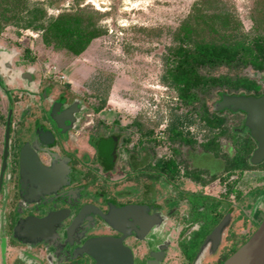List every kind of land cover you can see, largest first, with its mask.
I'll return each mask as SVG.
<instances>
[{
  "label": "flooded vegetation",
  "instance_id": "1",
  "mask_svg": "<svg viewBox=\"0 0 264 264\" xmlns=\"http://www.w3.org/2000/svg\"><path fill=\"white\" fill-rule=\"evenodd\" d=\"M13 56L0 47V264H52L51 258L53 264H77L80 259L95 264L85 254L75 260L70 256L86 240L102 237L122 238L133 264H192L226 216L229 221L216 252L224 239L225 250L216 261L223 263L241 247L232 253L226 249L235 199L264 187V159L256 164L247 160L232 170L224 166L244 143L253 151L257 147L243 112L211 111L222 124L208 128L201 143L192 114L190 130H182L191 143L169 142L170 149L159 153V146L151 144L150 119L137 114L125 126L119 119L111 126L95 125L87 121L82 100L66 83L55 93L51 77L38 81L37 68L21 69ZM254 79L257 90L226 94L261 97L264 71ZM161 139L165 144L167 137L155 141ZM205 143L211 148L204 149ZM246 178L248 185L242 182ZM220 201L231 207L217 205ZM255 212L264 213L263 202ZM55 213L60 220L53 224L54 236L34 233L33 222ZM204 214L211 221L199 220ZM254 227L251 221L240 236ZM209 249L200 264L215 262L216 252Z\"/></svg>",
  "mask_w": 264,
  "mask_h": 264
},
{
  "label": "rangeland",
  "instance_id": "2",
  "mask_svg": "<svg viewBox=\"0 0 264 264\" xmlns=\"http://www.w3.org/2000/svg\"><path fill=\"white\" fill-rule=\"evenodd\" d=\"M19 1L23 4L20 9L6 12L4 3L7 2L0 0V47L14 52L13 61L20 65L21 69L30 66L37 68L38 81L42 76L51 77L56 85H52L51 90L54 89L55 93L63 83H66L67 88L82 100L88 115L87 121H93L95 125L102 123L111 126L114 119H119L125 126L135 115L141 114L150 119L153 138L166 139L167 134L163 128L171 121L172 114L184 117L186 111L190 109L178 100L174 90L166 86L162 77L166 68V53L175 43L174 34L188 19L191 8L197 0ZM225 1L234 8L243 31L254 38L255 32L250 18L253 0ZM76 8H89L98 12L102 30V34L92 40L77 57H70L64 50L44 45L41 38L42 31L24 27L27 21L35 20L33 17L35 14H42L39 22L47 25L60 13ZM210 74L214 77L228 75L255 78L256 76L250 68L229 69L224 66L215 68ZM59 76H64L66 80L61 82ZM225 89L217 87L202 92L194 106L204 103L209 111H213V105L219 99V92ZM103 101H105L103 108L96 112V108ZM193 120L195 125L192 128L194 132L197 130L196 137L201 143L208 128L200 120L199 114L193 115ZM235 120L237 119L231 120V125ZM190 125L191 123L185 120L183 131L190 130ZM161 141L164 140L161 139L158 143L157 151L159 153L168 151L170 148L167 139L165 144ZM164 146L167 148L165 149ZM219 164L222 167L223 163ZM242 182L248 185L250 178L243 179ZM261 202L264 203V187L247 196L237 195L235 199L237 209L229 228L230 238L226 245V249L230 248V252L238 245L242 246L257 229L264 213H256L255 207ZM218 204L227 207L231 205L226 201H220ZM201 219L211 221L207 214L202 215L199 220ZM251 221L255 222V227L250 234L241 237L240 231L247 228ZM201 237L202 232L199 238ZM224 244L225 239L216 252L215 262L208 264H222L220 260H216L225 250ZM171 253L174 254L173 249ZM51 259L53 264V258ZM169 261L172 263V257ZM78 262L77 264H87L81 259Z\"/></svg>",
  "mask_w": 264,
  "mask_h": 264
},
{
  "label": "trees",
  "instance_id": "3",
  "mask_svg": "<svg viewBox=\"0 0 264 264\" xmlns=\"http://www.w3.org/2000/svg\"><path fill=\"white\" fill-rule=\"evenodd\" d=\"M5 1L6 12H15L23 5L19 0ZM226 3L228 2L225 0H197L188 19L174 34V45L168 48L162 80L174 90L184 106L190 107L184 117L172 114L166 132L168 142L191 143L183 133L182 126L185 120L192 122V114H199L207 128L221 127L220 117L211 114L204 103L194 106L202 92L211 88H226L219 92L221 97L230 91L258 89L254 77H214L210 74L221 66L229 69L250 68L256 76L264 71V0L252 1L250 18L254 38L243 31L234 8ZM33 17L35 20L27 21L24 27L42 31L44 45L64 50L70 57L79 56L92 40L102 34L100 15L89 8L64 11L47 25L39 22L42 14H35ZM104 103L105 101L96 108V112L103 108ZM150 137L151 144L158 145L160 141L153 138V128L150 130ZM244 144L239 154L226 162L227 169L240 168V163L250 160L253 147L250 143ZM202 146L206 150L211 148L210 143ZM166 167L170 168L168 165Z\"/></svg>",
  "mask_w": 264,
  "mask_h": 264
},
{
  "label": "water",
  "instance_id": "4",
  "mask_svg": "<svg viewBox=\"0 0 264 264\" xmlns=\"http://www.w3.org/2000/svg\"><path fill=\"white\" fill-rule=\"evenodd\" d=\"M229 110L231 112H243L246 115L245 126L248 127L250 136L256 142V149L252 152L250 163L256 164L264 159V95L259 98L245 95L222 94L220 100L213 105V111ZM128 211V210H126ZM83 215L80 213L78 218ZM78 218L76 220H78ZM60 215L55 213L47 219L33 222L34 233L41 234L44 238L54 236L53 224L58 223ZM74 221V223L76 222ZM108 223L117 228L111 218L106 219ZM229 217H224L218 225L206 237L200 246L198 254L192 264H200L201 257L206 248L210 247L209 253H215L221 236L228 224ZM73 223V225H74ZM153 223V222H151ZM25 229L33 232L30 226L25 225ZM30 229V230H29ZM71 229V228H70ZM121 232V230H119ZM70 232V230H69ZM46 233H49L47 237ZM69 234V233H68ZM52 235V236H51ZM85 254L90 257L95 264H133V256L129 248L122 244V238H90L81 247L72 251L70 260L82 258ZM152 255V258L159 256ZM150 264H157L156 260ZM222 264H264V216L251 237L230 255Z\"/></svg>",
  "mask_w": 264,
  "mask_h": 264
},
{
  "label": "built area",
  "instance_id": "5",
  "mask_svg": "<svg viewBox=\"0 0 264 264\" xmlns=\"http://www.w3.org/2000/svg\"><path fill=\"white\" fill-rule=\"evenodd\" d=\"M59 79H60L61 81H65V80H66L64 76H59Z\"/></svg>",
  "mask_w": 264,
  "mask_h": 264
}]
</instances>
